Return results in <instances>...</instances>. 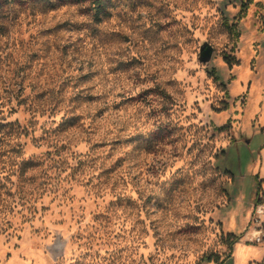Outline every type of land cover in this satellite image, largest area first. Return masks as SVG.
Segmentation results:
<instances>
[{"label":"rangeland","instance_id":"1","mask_svg":"<svg viewBox=\"0 0 264 264\" xmlns=\"http://www.w3.org/2000/svg\"><path fill=\"white\" fill-rule=\"evenodd\" d=\"M0 125V264H264V0H0Z\"/></svg>","mask_w":264,"mask_h":264},{"label":"trees","instance_id":"2","mask_svg":"<svg viewBox=\"0 0 264 264\" xmlns=\"http://www.w3.org/2000/svg\"><path fill=\"white\" fill-rule=\"evenodd\" d=\"M96 3H97V5H96V8L97 9H99L100 7H101V4H99V1H96ZM246 6V2H241V7H242V9H241V14H242V16H243V14H244V12H245V7ZM99 13V12H98ZM226 26L230 29V30H232V28H233V25L232 24H227L226 23ZM215 79H218L217 78V76H215ZM0 126H2L3 127V125H0ZM1 140V139H0ZM257 202H258V200H257ZM237 239H238V237H235V238H232V240H231V242L229 243V245L231 246L234 242H236L237 241ZM211 261V260H215V261H217V259H215V258H213L211 255H207V256H204L203 258H202V261Z\"/></svg>","mask_w":264,"mask_h":264},{"label":"built area","instance_id":"3","mask_svg":"<svg viewBox=\"0 0 264 264\" xmlns=\"http://www.w3.org/2000/svg\"><path fill=\"white\" fill-rule=\"evenodd\" d=\"M262 210H263V208L261 207V206H257L256 207V212L258 213V212H262Z\"/></svg>","mask_w":264,"mask_h":264},{"label":"water","instance_id":"4","mask_svg":"<svg viewBox=\"0 0 264 264\" xmlns=\"http://www.w3.org/2000/svg\"><path fill=\"white\" fill-rule=\"evenodd\" d=\"M210 58V56L206 57L205 60H208Z\"/></svg>","mask_w":264,"mask_h":264}]
</instances>
